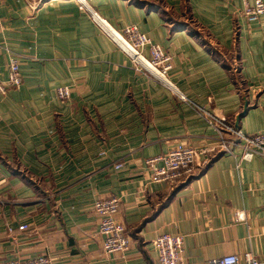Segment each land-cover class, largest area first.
Segmentation results:
<instances>
[{"label":"crops","instance_id":"1","mask_svg":"<svg viewBox=\"0 0 264 264\" xmlns=\"http://www.w3.org/2000/svg\"><path fill=\"white\" fill-rule=\"evenodd\" d=\"M84 1L171 55L186 101L134 71L76 0H1L0 81L12 55L22 84L0 94V262L157 264L152 242L170 234L183 237L185 264L246 254L264 264V158L239 161L225 129L264 130V15L247 24L242 0ZM219 133L227 151L173 188L150 182L145 159L180 143L215 147ZM111 196L123 253H104L93 209Z\"/></svg>","mask_w":264,"mask_h":264},{"label":"built area","instance_id":"2","mask_svg":"<svg viewBox=\"0 0 264 264\" xmlns=\"http://www.w3.org/2000/svg\"><path fill=\"white\" fill-rule=\"evenodd\" d=\"M1 1V0H0ZM231 1V0H227ZM243 9L240 12L247 24L256 22L264 15L263 0H242ZM80 9L86 10L91 20L105 33L120 45V47L131 58V64L138 73L151 76L159 81L162 86L175 95L179 100L185 102V97L176 89L169 79V71L172 67L171 57L165 53L160 46L152 43L150 39L139 32L134 26L115 30L97 12L90 9L84 0H78ZM147 49L148 54H145ZM128 57V58H129ZM7 79L0 81V94L5 96L9 90L17 89L22 84L18 60L10 55L8 59ZM57 99L68 101L71 97L69 87H59L55 90ZM211 120H214L211 118ZM226 131L233 135L237 142L234 144L240 150L239 161H251L255 157L264 158V130L254 135H246L239 129L225 127ZM215 150H228V146L219 133V139L215 147H193L189 144L180 143L169 149L165 154L145 159L144 165L150 171V182L164 184L173 188L181 179L188 178L195 172L201 162L207 159ZM116 169L121 167L117 164ZM119 208V198L111 196L106 199L96 200L93 209L99 217V234L102 236V248L104 253H123L130 244L125 235V229L115 216ZM237 222L245 221L242 211L234 214ZM27 227H18L24 231ZM10 231V229H9ZM153 247L157 254V264H185L183 261V237L178 235L161 234L156 237ZM239 258L235 255H226L219 259H213L205 264H239ZM0 264H52L45 256L31 259H13L0 262ZM244 264H259L250 254L244 255Z\"/></svg>","mask_w":264,"mask_h":264},{"label":"rangeland","instance_id":"3","mask_svg":"<svg viewBox=\"0 0 264 264\" xmlns=\"http://www.w3.org/2000/svg\"><path fill=\"white\" fill-rule=\"evenodd\" d=\"M77 1V3H78V0H76ZM78 5H79V3H78ZM89 7V6H88ZM79 8H80V5H79ZM90 8V7H89ZM90 9H92V8H90ZM81 10H84V9H81ZM93 10V9H92ZM86 11V10H85ZM110 38V37H109ZM111 41L113 42V44L114 45H116L127 57H129V55L120 47V45L118 44V43H116L115 41H113L112 39H111ZM151 41V40H150ZM157 45V44H156ZM159 46V45H158ZM162 49V48H161ZM147 50V49H146ZM145 50V51H146ZM163 50V49H162ZM164 51V50H163ZM165 52V51H164ZM147 53H148V51H147ZM166 53V52H165ZM168 54V53H167ZM169 55V54H168ZM170 57H171V55H170ZM130 61H131V58L129 57L128 58ZM132 67H133V64H132ZM134 69V68H133ZM237 70V67H236V63L234 64V71H236ZM134 71H135V69H134ZM137 72V71H136ZM169 74V73H168ZM144 75H147V74H144ZM147 76H149V75H147ZM149 77H151V76H149ZM152 78V77H151ZM154 79V78H153ZM155 80V79H154ZM157 83H159V85H161L162 86V84L159 82V81H157V80H155ZM163 87V86H162ZM164 88V87H163ZM170 94H172V93H170Z\"/></svg>","mask_w":264,"mask_h":264},{"label":"water","instance_id":"4","mask_svg":"<svg viewBox=\"0 0 264 264\" xmlns=\"http://www.w3.org/2000/svg\"><path fill=\"white\" fill-rule=\"evenodd\" d=\"M245 111H246V108H245ZM243 114L239 115V117L237 118V121H239V119L243 116Z\"/></svg>","mask_w":264,"mask_h":264}]
</instances>
